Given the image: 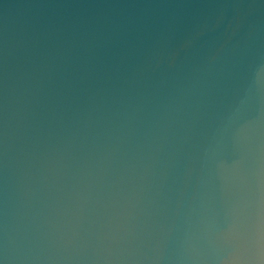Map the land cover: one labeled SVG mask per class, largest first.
Returning <instances> with one entry per match:
<instances>
[{
  "label": "water",
  "instance_id": "95a60500",
  "mask_svg": "<svg viewBox=\"0 0 264 264\" xmlns=\"http://www.w3.org/2000/svg\"><path fill=\"white\" fill-rule=\"evenodd\" d=\"M0 264H264V0H0Z\"/></svg>",
  "mask_w": 264,
  "mask_h": 264
}]
</instances>
